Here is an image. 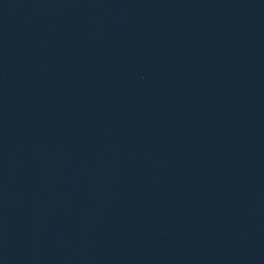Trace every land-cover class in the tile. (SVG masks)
I'll list each match as a JSON object with an SVG mask.
<instances>
[{"label":"water","instance_id":"water-1","mask_svg":"<svg viewBox=\"0 0 264 264\" xmlns=\"http://www.w3.org/2000/svg\"><path fill=\"white\" fill-rule=\"evenodd\" d=\"M0 264H264V0H0Z\"/></svg>","mask_w":264,"mask_h":264}]
</instances>
